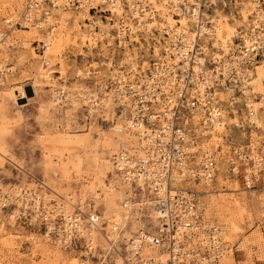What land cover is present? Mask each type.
Returning <instances> with one entry per match:
<instances>
[{"label": "rangeland", "instance_id": "1", "mask_svg": "<svg viewBox=\"0 0 264 264\" xmlns=\"http://www.w3.org/2000/svg\"><path fill=\"white\" fill-rule=\"evenodd\" d=\"M15 1L0 0V34L8 37L6 42L0 43V61L11 65V73L0 79V189L20 183L24 188L35 190L40 185V189L54 191L66 201L83 200L86 209L90 207L100 213L95 243L103 251L106 238L115 233L112 226H120L124 222L126 211L130 216L126 223L128 229L123 234L137 236L139 228L148 236L156 235L159 221L154 222L152 217L153 204L138 205L143 199L151 201L150 198L138 188L126 186L113 171L108 158L117 146L113 140V137L118 139L114 129L123 126L128 101L114 102L110 94L102 92L101 83L112 77L120 65L131 78L137 73L139 77L152 73L156 63L166 65L168 59L174 58L173 53L170 58H164L163 47H168L166 44L170 40L163 39L157 30L160 27L145 33L147 36L141 30L124 34L120 29L124 18H116L109 12L108 15L105 12H88L89 21L81 18L83 10L67 9L60 12H65L70 22L80 17L78 22L84 37L65 47L61 52L60 67L53 63L45 66V48L40 53L35 35L26 33L32 30H10L13 24L9 23L8 17ZM21 2L18 16L25 4L24 0ZM213 2L212 17L216 11L224 14L229 24H236L238 31L237 22L241 21L238 12L245 10L246 3L244 7L243 3L240 8L235 7L233 12L229 0ZM100 23L110 25L108 35L100 36ZM115 23L119 24V29ZM42 30L39 34L45 39L47 33ZM92 32L97 33L96 39L90 35ZM155 48L158 49L157 56ZM124 58L132 59L134 75ZM111 62L118 66L112 68ZM170 65L173 64L167 66ZM123 70L117 73L122 74ZM255 91L259 93L256 88ZM65 93L67 96L61 101V94ZM99 95L98 108L93 111L88 107V116L86 104L89 105L93 99L97 101ZM219 99L223 101L225 97L219 95ZM120 104L123 107L119 110ZM235 110V115L241 116L244 111L249 112V107L240 105ZM260 118V124L254 128H246L253 123L246 121L243 124L241 119L238 123L245 127L237 130L232 119L227 117L226 130L221 134L215 132L216 140H211L212 134L203 135L207 146L218 147L221 162L209 184L196 183L200 187L194 184V189L199 193L198 206L202 208L205 225H221L225 240L232 246L224 264H264V238L261 235V229H264V194L259 187L264 182V174H259L258 182L244 186L235 174L227 170L233 145L245 143L250 149H260L264 144V112ZM207 186L209 193L200 192L207 191ZM125 201L131 208L123 207ZM47 238L36 225L26 226L6 210H0V264H79L78 252L62 250ZM117 240L116 263L123 264L125 258L135 263L129 249L123 245L124 238L119 236ZM145 248L150 250L146 257L159 259L154 254L158 250L150 246ZM160 253L164 259V254ZM114 257H107L102 264H114Z\"/></svg>", "mask_w": 264, "mask_h": 264}, {"label": "built area", "instance_id": "2", "mask_svg": "<svg viewBox=\"0 0 264 264\" xmlns=\"http://www.w3.org/2000/svg\"><path fill=\"white\" fill-rule=\"evenodd\" d=\"M64 1L61 8L86 7L89 12H105L108 15L103 6L111 0H100L97 5H91V0ZM252 1L259 8V17L254 23L250 20L245 26L238 27L239 35L234 37L236 50L220 53L219 50L212 48L209 40H201L197 32L202 26L211 29L207 16L215 4L213 0H177L175 4L173 0H165L171 15L178 17L181 13L189 16L190 28L195 33L192 41L178 42L177 45L180 59L175 66V79H180V84L174 80V85L166 86V83L170 84L171 73L168 71L171 70L165 66L158 68L160 71L157 74L148 73L145 77H139L137 73L131 78L128 71L121 69V65L116 68L118 65L113 62L110 63L111 67L123 70L124 78L118 79L113 76V79L109 77L101 83L111 94L114 102L125 99L128 101L124 125L128 126V122L133 125L140 123L149 130L147 135H142L143 141L137 145L138 152L136 148L122 146L123 142L119 141L116 151L109 154L108 158L121 180L135 188L141 186L150 193L153 206L159 213L161 228L148 243L164 253L163 264H221L220 258L232 249V246L221 237L223 233L221 225H203L201 208L198 206V192L190 187V184L205 179L211 180L217 171L215 150L213 148L208 152L202 150L199 133L194 126L207 128L213 121H217L211 102L214 91L221 87L225 90L230 87L231 96L236 97L243 94L241 91L243 86L247 87V84H243L245 76L239 77L236 74L235 67L231 64V55L239 56L243 51L241 58L234 59L235 66L241 67L242 70L239 71L243 72L247 69L252 70L251 63L264 57V0ZM233 2L234 0H229L232 9ZM119 3L123 10L127 9L126 0H119ZM31 7L38 10L35 12L34 9L30 15L31 21L36 22L49 9L58 6L52 0H25L24 9L18 21L12 23L10 30L22 28V23L27 19V11H30ZM140 7L143 8L141 4ZM4 40L5 37L1 36L0 42ZM38 43L41 53L44 42ZM183 47L185 51H180ZM224 59L228 64L222 68ZM200 82H204L202 90L199 87ZM122 107L120 104L119 110ZM96 108L98 107L95 104L92 107L93 111ZM195 114L199 116L196 123L191 118ZM233 126L237 130H243L245 127ZM137 134L133 135L137 137ZM189 145L196 147L193 152L185 150ZM262 152L264 153V144L258 148L257 154ZM263 153L260 154V158L264 160ZM230 155L227 160L228 171L235 174L244 186L258 182L259 174H264V161L262 160L257 167L258 163L253 162L247 144L233 145ZM235 160L247 164L249 169L245 172L235 169L233 163ZM17 185L21 186L19 189L21 197L16 195ZM22 186L24 185L17 183L0 191V210H6L15 220H20L26 226L36 225L37 229L42 230L43 235L49 237L52 244L62 250L78 252L79 264H102L107 257L114 256L115 245L118 242L107 239L106 252L95 245L96 238L92 229L94 219L91 214L80 211L77 204L71 206L69 213H65L62 211L63 201L56 204L53 199L49 202H43L42 198L35 200L33 191ZM259 187L264 194V182ZM10 188L12 190H9ZM261 235L264 238L263 228ZM141 242L143 240L137 245ZM136 248L138 249L139 245ZM129 251L137 254L135 250ZM113 263L118 264L114 260ZM137 263L124 261L123 264ZM155 264H161L160 260L155 261Z\"/></svg>", "mask_w": 264, "mask_h": 264}, {"label": "bare ground", "instance_id": "3", "mask_svg": "<svg viewBox=\"0 0 264 264\" xmlns=\"http://www.w3.org/2000/svg\"><path fill=\"white\" fill-rule=\"evenodd\" d=\"M52 1L58 7H55L53 9H49V11L44 16H41L39 18V20L36 22L31 21L32 19H30V15H31V11H33L34 9H35L34 10L35 12H37L38 10L36 8L31 7L30 11H27V14H26V16H27L26 20L27 21L25 20L22 23V28H19V29H23V28L28 29L29 28L32 31H31V33L26 32L27 34H34L36 37V41L44 42L45 50L43 49L44 50L43 54H45V58H44V55H43V58H44V63L46 64V65L44 64L45 66H48V65H50V63H53V64L58 65L60 67L61 66L60 57H62L61 52L65 50V47H67L71 44H75L76 40H78L79 38H83L84 35H83L82 30H81V25L78 22L80 20V17L79 18L77 17L78 19L75 18V20L70 22L69 17L67 15L65 16L66 13L60 12V11H66L67 9L72 10V8H70L68 6H66L65 8H61L60 6H62L65 3L64 0H52ZM15 2L16 3L13 4L12 9H10L11 13L9 12L10 15L8 17V20H9L10 24L13 23L15 20H17L16 18L19 17L18 16L19 10H21V5H22L21 0H16ZM24 2H25V0H24ZM126 2H127V9L126 10H123V8H121L119 0H111L107 5H105L103 7H105L104 9L106 11H108L112 16H114L116 18H120V19L124 18V20L120 24V29L122 28V31L124 34L126 32L127 33H129V32L135 33L137 30H141L144 33V35L147 36V34H145V33H148L149 31L156 29L155 27H160L157 30H158V32L162 33L163 39L164 40H170V42L168 41V43L166 44L168 47H163V50L166 53L164 58H170V54H172V53H173L174 58L171 61L168 59L166 65H163V64L160 65V63H156L157 67H156L155 71L152 73L157 74V72L160 71V69H158L160 67H163V66L168 67L171 70V71H168V73H171V75L169 76L171 78V80H170V84L166 83V86L174 85V80H176V82H178L180 84V79L179 80L175 79V76H176L175 75V66H176L177 61L180 59V56L178 54L179 49L177 48V45H178V42H180V43L186 42L187 43V42H189V40L192 41L194 39L195 33L192 32V28H190L191 27V19L189 18V16L182 15L181 13L179 14L178 17L171 15L169 13L167 5L165 4V0H126ZM136 2H139V4H136ZM176 2H177V0H173V4H175ZM99 3H100V0H91V5H97ZM244 3H246L245 10L238 12L239 14H241V17H240L241 21L239 20V22H237L239 27L243 26L244 24H246L247 21H250V20L253 21V23H254V21L260 15L259 8H257L256 3L253 2L252 0H234V2H233L234 9H235V7L240 8L241 4L243 5L242 7H244L245 6ZM140 4L143 8L140 7ZM75 10H83L80 12L81 18L82 19L88 18V20L90 21V19L88 17L89 11L87 10L86 7H82V8L79 7V9H75ZM238 11H239V9H238ZM124 12L126 13V15H123ZM212 12H213V10H211V14H209L207 16V19H209V22H210V28L211 29L202 28L204 26L200 27L199 31H197L198 36H200L201 40H204V41L209 40L208 42H210V45L213 48L220 50V53L221 52L224 53L225 51H228V50H230V51L236 50L235 49L236 45L232 41V37L234 38V37H237L239 35V31H237V28H235L236 24H232V23L229 24L230 21H229L228 17L225 16L224 14L222 15V13L217 12V11L215 12V16L212 17ZM50 13H51V15H49ZM80 13H78V14L80 15ZM53 14H55V15H53ZM122 15H123V17H122ZM82 22H83V20H82ZM232 22H233V20H232ZM117 23H115L116 24L115 27H116V29H119L118 28L119 24H117ZM100 24H101L99 26L100 36L102 37V36L108 35L110 25H107V24L103 25L102 23H100ZM42 29H45L46 33H47L45 39H42V36H40V34H39V31H43ZM94 32H92L90 35L92 36L93 39H96L95 37H96L97 33H94ZM116 32H118V31H116ZM207 32H208V34H207ZM203 33H206V35L204 36ZM1 36L5 37V40L0 42V43L6 42L8 37H6L5 34H0V37ZM145 41H147V40L145 39ZM169 45L171 46V48L169 47ZM232 45L234 47H232ZM216 46H218L219 48H217ZM154 51H155V54L157 56L158 49L155 48ZM180 51H185V48L183 47ZM231 53H233V52H231ZM233 55H231V58H230L232 60L231 64L235 67L236 74L239 77H242V75L245 76V79H243L244 80L243 84H247V87L243 86V88H241V91L243 94L238 95L236 97L231 96L232 94H231V88L230 87H228L226 90L221 87V88L217 89L216 91H214L215 92L214 94H212V96L214 95L213 99L211 101L213 104L212 107L214 110V111L213 110L212 111H213V114L216 116L217 121H213L212 124L206 128L209 131L211 130L210 132L205 129V126H200V125L194 126V127H196V132L198 131V133H199V138L201 141L200 147L202 148V150H204L206 152H208L210 148L212 149V146H210V147L207 146V143H205L206 137H204L203 135L204 134L205 135L212 134L211 140H216V136H214V134H216V133L221 134V133H224L223 130H226L227 121L225 118H227V117L231 118L232 119L231 122H234V125H236V126H241V128L244 127L238 123L241 119L243 121V124L246 121L247 122L251 121L253 124L246 126V128H248L250 126L252 128H254L260 124V122H261L260 117L262 116V114L264 112V65H263L264 64V57L259 59L255 63L254 62L251 63L252 70L247 69L243 72V71H239V70H242L241 67L235 66V62H234V59H239L242 57L243 51L240 53L239 56L233 57ZM123 60L130 64V67L132 69L131 73L134 75L135 69L133 67H135V66L132 62V59L131 58H128V59L124 58ZM223 62L224 63L221 64V67L225 68L227 66L228 62L225 61V59L223 60ZM258 62H261V64L256 65ZM170 63H172L173 65L167 66ZM7 64L8 63L3 62V60L0 61V79L4 75H6V74L9 75L11 73L10 72L11 65L8 67ZM3 70H5V72H9V73H5V72H3ZM117 71H120V69L116 70V72L114 71L111 79H113V76L115 78H118V79L124 78V76L122 74H120V73L117 74ZM152 73H150V74H152ZM50 74H52V73L50 72ZM50 74L47 76V78L50 77ZM135 76L136 75H134V77ZM141 77H145V75H143ZM199 85H200L199 86L200 90H202V88L204 86V82H200ZM255 88L259 93H257L255 91ZM18 90H20L19 92L21 95L24 94V92L20 88ZM102 92L110 94L108 91H106L105 88H102ZM254 94H256L257 97H255ZM219 95H221L222 97H225V99L223 101L220 100ZM253 95H254V97H253ZM65 96H67V93L61 94V101H62V98L65 99ZM99 97H100V95L96 97L97 101L95 99H93L89 105L86 104V110L88 107L92 108L95 104L98 107L99 106L98 105ZM111 97L112 96L110 94V98ZM120 97H118V98H120ZM255 98H257V99H255ZM259 98L261 101L259 100ZM254 99L256 100V102L259 101V103H256L254 101ZM120 101H123V100H120ZM63 103H64V101H63ZM217 105H218V107H217ZM240 105H243L245 107H249V112L246 113L244 111V113H241V116L235 115L237 113L235 108H236V106L239 107ZM262 108H263V110H262ZM259 110H262V112ZM198 114L201 115V113H198ZM87 115L89 116V113ZM191 118L196 123V122H198L197 119L199 118V116L197 114H195V115H193V117L191 116ZM124 124L122 127H117L114 129V130H116L114 132L117 134V138H118V139H115V137H113V140L115 141L114 142L115 146H116V144L118 146L117 142L122 141L123 142L122 146L136 148V152H138L139 147L137 145H139V143H141V141H143L141 139L142 135H147V133H149V130H147V128L144 125H141L140 123L133 125L130 122H128L127 123L128 126H126ZM252 128H251V130H252ZM124 130H126V131H124ZM202 132H203V134H202ZM136 133H138L137 137L135 135H133ZM135 139H136V141H134ZM117 146L115 147L113 152L116 151ZM194 148H196V147H194V145H189L185 148V150H187L188 152H193ZM217 148H215V149L213 148V149L215 150V155H217V158L215 157V159H216V165H217V171H218L219 170L218 166L220 165L221 160L218 158V156H219L218 151H220V150ZM134 150H132V151H134ZM248 151L250 154H252L251 157H252L253 162L258 163L257 167H259L260 162L263 160L262 158H260L261 157L260 154H262L263 152L260 154L259 153L257 154L258 149H253V148L250 149L249 146H248ZM233 163H234L235 169L238 168V169L243 170L244 172H245V170L249 169V166H247V164L244 165L243 163H240L236 160L233 161ZM240 164H241V166H245V167H240L239 166ZM113 171L115 172V170H113ZM118 176L120 177V175H118ZM120 180H121V178H120ZM121 181L126 186L133 187L131 185H128V183H126L124 180H121ZM201 182L209 184L208 182H210V180L205 179V181H201ZM198 183H200V181ZM42 184H43V181H42ZM194 184H196V183L190 184V187L192 189L194 188ZM19 185H20V183H19ZM183 185H185V184H183ZM8 186H11V185H6V187H8ZM196 187H200L199 184H196ZM15 188H16V191H15L16 195L21 197L22 195L19 193L20 187L18 186ZM40 188L41 187L39 185L35 188V190L33 188H26V189H28V190L31 189L33 191V195H34L35 200L42 198L43 202L44 201L49 202L50 199L51 200L53 199V200H55L56 204H59L60 201H63L62 203H64V207H63L62 211L65 213H69L68 211H70L71 206L74 204H77L79 206L80 211H82L84 213L91 214L93 216L92 218L94 219V221L92 223V227H93L92 229H93V235L95 237V232H96L95 230L98 229L99 218H100V213L98 211L93 210L90 207H89V209H86V205L82 202L83 200L66 201V200L62 199V197L59 194H57L56 192L51 191V190L44 191L43 189H40ZM206 188H207V191H200V192L209 193V189H208L209 186H207ZM9 190H12V188H10ZM138 190L144 192L152 201V199L150 197V193L145 191L143 187L140 186L138 188ZM0 191H3V190L0 189ZM30 198H31V196H30ZM151 201H149L147 199H143L138 205L139 206H141V205L150 206L153 204V202H151ZM125 206L127 208H131V205L129 204L128 201L124 202L123 207H125ZM152 207L154 208L153 205H152ZM154 209L152 212V217L154 219V222H156V220L159 221L158 225H157L158 226L157 229H159V228H161L160 227L161 225L159 224L160 220L158 218L159 213L157 212L156 209H155L156 211ZM201 210H202V208H201ZM129 216H130V212L126 211V216L124 218V222L120 226L113 225L112 228H113V230H115L114 231L115 233L112 234L111 237L108 236L106 238V240L112 239L113 242L114 241L118 242L117 239L119 238V236H121L124 238V241H125V243L123 244L124 247H127L126 249H129V250L132 249V250L136 251L137 254H135L133 252L130 253V251H129V254L138 263L140 262V264H147L148 262H150L151 264H155V261L160 260L161 264H163V262H162L163 256L160 253L162 251H160V250L158 251L160 254L158 252H154V254L159 257L158 260H154L150 257L149 258L146 257V254H149L150 250H148L145 247L150 246V247L157 250L156 247H154L148 243V241L151 240V237L153 235L148 236L143 231L141 232V229H139L137 226H136L138 228V229L136 228L138 231L137 236H133V235L129 236V235H126V233L123 234V232L128 229V227H126V223L129 220ZM202 223H203V225H205L203 219H202ZM116 227H118L120 229H118ZM136 229H135V231H136ZM46 237H48V236L46 235ZM221 237L224 241H226L224 230H223ZM130 239H131V242H130ZM142 240H143V242H141V244H138L139 248L137 249L136 248L138 246L137 243L142 241ZM226 243H227V241H226ZM95 245H96V243H95ZM107 248H108V246L106 243L105 249L107 250ZM118 249L119 248L116 246L115 252L113 253L115 256L114 257L115 262H116V257H118V254H117ZM146 249L148 252L146 251ZM106 250H105V252H106ZM226 257H227V255H223L220 258L221 263L224 264ZM147 260H148V262H147ZM124 261L128 262L129 260H127L125 258L124 260H122V262L124 263Z\"/></svg>", "mask_w": 264, "mask_h": 264}]
</instances>
